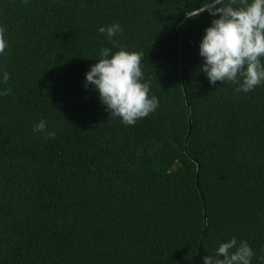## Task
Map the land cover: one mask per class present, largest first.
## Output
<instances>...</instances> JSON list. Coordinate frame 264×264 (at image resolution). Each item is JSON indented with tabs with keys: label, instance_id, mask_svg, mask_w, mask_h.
<instances>
[{
	"label": "trees",
	"instance_id": "obj_1",
	"mask_svg": "<svg viewBox=\"0 0 264 264\" xmlns=\"http://www.w3.org/2000/svg\"><path fill=\"white\" fill-rule=\"evenodd\" d=\"M206 4L0 0V264H199L233 236L261 264L264 84L208 83L206 10L183 26L180 64L179 26ZM115 22L159 99L132 126L84 86L100 49L117 50L97 31ZM41 119L54 137L32 132Z\"/></svg>",
	"mask_w": 264,
	"mask_h": 264
},
{
	"label": "clouds",
	"instance_id": "obj_2",
	"mask_svg": "<svg viewBox=\"0 0 264 264\" xmlns=\"http://www.w3.org/2000/svg\"><path fill=\"white\" fill-rule=\"evenodd\" d=\"M205 10L213 19L203 31L198 55L202 58L199 71L208 83H230L236 86V93H248L264 84V0H207L206 6L187 16L196 17ZM97 31L117 50L100 49V58L84 74V86L97 93L112 117L119 118L123 125H135L159 106V99L150 95V84L143 77L144 56L116 44L113 37L123 32L118 22L99 26ZM7 47L4 29L0 27V55ZM9 76L0 70V82H7ZM46 130L44 119L32 127L37 134ZM46 134L49 138L55 136L54 131ZM255 255L247 241L233 236L219 242L199 264H252ZM258 259L264 264V256Z\"/></svg>",
	"mask_w": 264,
	"mask_h": 264
},
{
	"label": "water",
	"instance_id": "obj_3",
	"mask_svg": "<svg viewBox=\"0 0 264 264\" xmlns=\"http://www.w3.org/2000/svg\"><path fill=\"white\" fill-rule=\"evenodd\" d=\"M201 8H203V7H201ZM200 9V8H199ZM199 9H196V10H194L193 12H191V13H189V14H194L196 11H199ZM189 14H187V15H189ZM186 15V17L183 19V21L181 22V24H180V26H179V30H180V41H179V62H180V64H181V48H182V35H183V26H184V24L186 23V21L191 17V16H187ZM182 70V69H181ZM181 74H182V72H181ZM182 79H183V77H182ZM183 88H184V85H183ZM184 91H185V96H186V100H187V106H188V97H187V93H186V90H185V88H184ZM188 110H189V107H188ZM188 137H189V134L187 135V139H188ZM187 139H186V143H187ZM185 149H186V151H187V146H186V144H185ZM199 172V166H198V171H197V173ZM204 213H205V208H204ZM200 244H201V241H200Z\"/></svg>",
	"mask_w": 264,
	"mask_h": 264
}]
</instances>
